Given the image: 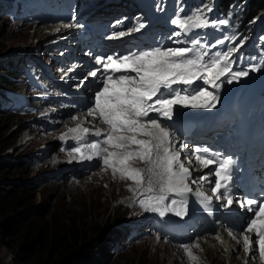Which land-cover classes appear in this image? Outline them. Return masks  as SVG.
Wrapping results in <instances>:
<instances>
[{"label":"snow or ice","instance_id":"obj_1","mask_svg":"<svg viewBox=\"0 0 264 264\" xmlns=\"http://www.w3.org/2000/svg\"><path fill=\"white\" fill-rule=\"evenodd\" d=\"M74 21L75 15L64 26L71 27ZM171 23L185 32L190 28L206 29L215 25V22L199 13L185 18L177 16ZM220 23L226 24L227 21ZM142 27L143 24L140 25ZM140 28L134 30L139 31ZM119 35L124 36L125 33L120 32ZM174 35L178 36L180 32ZM106 38L112 39L113 36L110 34ZM192 51L190 47L164 49L157 46L133 50L123 55L112 53L106 57H97L95 63L100 67L93 69L90 75L95 78L100 73L101 87L94 94L87 114L106 125L107 131L90 133L89 128L79 125L69 129L75 141H82L89 135L101 138L97 142L75 146L72 151L80 154L83 160L96 158L104 168H110L113 175L119 173L121 179L132 181L136 187L131 191L146 196L139 200L140 206L146 212L158 213L161 218L169 211L184 218L188 214V197L194 198V202L200 204L210 217L213 215V197L216 202L226 201L219 204L221 211L230 208L235 197L241 209L247 206L248 211L254 213L245 231L254 233L256 239L253 242L248 235H244L243 250H250L253 243H256L259 256L264 258V201L247 196L241 199L234 191L238 180L233 159H216L212 154H198L197 148L182 161L180 153L186 145L181 143L180 150H174L177 130L170 132L174 125L164 123L173 121L174 114L178 115L181 109H216L222 85L239 83L250 72L260 70L259 66L249 65L233 70L235 62L230 60L231 50L223 55L217 53L219 58L208 59L207 54L189 58ZM197 81L204 87L190 91ZM174 86H183V89ZM153 113L155 115H150ZM67 135L62 136L61 141ZM85 147L91 154H83ZM193 156L204 169L214 166L206 174L193 178L185 164V161L190 164ZM137 160L144 162L147 168L133 167V162ZM212 176L214 180L210 179ZM189 181L192 185L208 181L212 195H206L200 187L193 191ZM178 203L180 208L176 210ZM255 205L259 206L253 207ZM181 246L188 258L197 260L193 247L199 245Z\"/></svg>","mask_w":264,"mask_h":264},{"label":"rangeland","instance_id":"obj_2","mask_svg":"<svg viewBox=\"0 0 264 264\" xmlns=\"http://www.w3.org/2000/svg\"><path fill=\"white\" fill-rule=\"evenodd\" d=\"M84 1L87 3L88 0ZM252 1L232 0L229 5H224L223 10L215 11V14L228 19H242V14L238 13L239 9L248 6ZM4 2L2 0V3ZM85 3H78V0H45L41 7L29 9L26 14L20 10L12 13L11 16L1 12L0 73H3L2 67H7L13 60H22L23 52H27L29 49L32 51L31 53H35L37 47L44 48L45 44L51 41L48 35L53 28L49 22L55 16L54 8L56 6L59 5L58 16H62L68 22L75 15V21L70 29L73 32L78 31L81 19L77 20V18L81 15ZM205 3V6H202L204 10L195 12L209 13V9L211 10L212 7L208 8L210 2L207 4L205 1ZM79 6L80 10L77 12ZM229 7L232 8V11L236 10L237 17L227 10ZM167 9L168 7L163 4L160 13ZM261 14L264 16V11ZM223 26L225 27V25ZM255 28V22L249 23L248 30L251 31V34L255 32ZM37 56L42 58L43 51H39ZM20 66L21 64L16 63V71ZM11 88L16 92H24L22 86ZM72 117L74 118L73 115L66 117L63 120L64 123H61L58 128L63 130L65 128L61 127L69 123L67 126L71 128ZM33 118L35 116L21 117L9 111L0 114V198L8 197L6 200H9L15 190L25 187L27 192L23 199L28 203L26 209L29 220H32L34 224L37 223L38 228L46 229L48 235L51 236L57 234V230L54 228L73 229L75 231L74 241L72 239L68 242L70 244L65 253L59 254L49 250L50 253H44V256L38 260L36 254L40 252L33 250L27 259L18 260L12 253L9 241L11 229L8 225L10 223H5L6 225L2 226V222L5 220L8 222L16 216V212H11L10 208L17 205L12 203V206H9L7 210L0 212V264H53L67 259L74 254L75 250L95 246L103 248L104 252L101 259L99 258L102 264H193L192 260H184L181 253L169 245L135 241L130 244L127 250L119 251L116 243L124 245L127 243V239L117 234H115L117 238L114 239L113 236L115 243L107 244L108 233L113 234L117 226L124 224L129 217L140 214L137 210L143 209L139 204V200L142 198L131 191L134 183L127 179H118L109 172L100 171L91 162H87L83 168H79L75 162L71 163L67 152H61L57 136L54 135L59 134L60 129L53 130V134H50V131L26 134L28 127L34 131L38 128L35 123L37 119L30 120ZM37 136H47L48 138L42 141L37 139ZM33 137V140H29ZM26 139L28 141H25ZM72 143L74 146L69 149L72 152V160L75 161L80 158V154L75 153L72 149L82 145L83 141L74 140ZM83 154L88 155L85 148H83ZM58 172L62 174L57 180L55 174ZM209 237V235L205 236L194 243L199 245V247H193L194 255L197 256V260L200 259L197 264H230L229 255L225 249L224 259L222 254L219 256L211 250L208 252L203 245H200V241ZM216 237L219 239V232ZM100 238L102 240L99 241ZM233 239L237 240L236 237ZM234 257L238 260L235 258L234 262L232 259V264H250L253 261L241 249L234 252Z\"/></svg>","mask_w":264,"mask_h":264},{"label":"trees","instance_id":"obj_3","mask_svg":"<svg viewBox=\"0 0 264 264\" xmlns=\"http://www.w3.org/2000/svg\"><path fill=\"white\" fill-rule=\"evenodd\" d=\"M188 1V0H187ZM213 0H209L211 2ZM232 0H219L217 4V10L221 11L224 9V5H229ZM14 5L12 1H6L2 3L0 0V13L7 12L11 13V8ZM229 10V8H227ZM264 11V0H253L248 6L244 7L242 11V19H229V25H239V28H244L249 25V23L255 22L256 19L264 17L262 13ZM218 16V15H217ZM236 17V16H234ZM247 28L245 27V30ZM258 31L264 30V25L257 29ZM264 37V32L262 33ZM5 37V35H4ZM3 73H0V85L11 86L7 77L12 78L13 74L16 73V67L14 63H9L7 67H2ZM27 189L25 187H20L15 190L12 197L9 200L6 198H0V212L7 210L12 203L17 206L10 208L11 212H16V216L12 217V220H6L2 222L4 227L5 223H10V237L9 241L12 246V253L17 257L18 260H25L29 257L30 252L39 251L36 254V258L39 260L44 256V253H50L51 251H56V253H65L67 246L70 244L68 242L72 241L75 231L73 229L57 230V234L48 235L49 233L46 229L38 228L37 223L34 224L32 220H29L27 206L28 203L23 198L26 195ZM116 234V233H115ZM108 238H112L114 233H108ZM118 235V234H117ZM102 238L99 239V241ZM74 241V239H73ZM72 243V242H71ZM51 250V251H49ZM103 248L97 246L90 248H81L78 251H74V254L69 256L62 262H55L53 264H102L99 261L103 254ZM106 252V251H105Z\"/></svg>","mask_w":264,"mask_h":264},{"label":"bare ground","instance_id":"obj_4","mask_svg":"<svg viewBox=\"0 0 264 264\" xmlns=\"http://www.w3.org/2000/svg\"><path fill=\"white\" fill-rule=\"evenodd\" d=\"M205 1L206 0H188L186 2V5L185 6H186V9H188L190 11H193V12H195L196 10H199L200 11V10L203 9L202 6L203 5L205 6V4H206ZM79 2L85 3L84 0H79ZM120 2L121 3L123 2L125 4V5H122L121 6L122 9H125L126 7H128V8L131 7L132 8L134 6H137L133 2L127 3V2H125L123 0L120 1ZM149 3L151 5H153L158 12H161L162 11L163 4L164 3L160 2L159 0H149ZM207 4H208V2H207ZM79 8H80V6H79ZM228 11H230L233 16H236L237 15L236 14V10H233L232 11V8H229ZM169 12L170 11H169V8H168L162 14L168 15ZM104 17L106 19H110V17H112V13L109 11L108 13H105L104 14ZM98 19H100V16H97L96 17V20L93 23H91L93 25V26H91V33H89L90 34V37H91L90 42L92 43L91 48H85V47H83V41L81 40V38L77 34L72 33V32H69L66 35V42L64 43V46H65V49L68 52V56L63 57V60H62L63 66L60 69H58L59 70V73H60L59 74L60 75L59 76L60 86H59V89L57 91V96L60 98L63 106L65 107L64 112H67L66 111L67 110L66 108H68V107L71 106L70 105V101L73 98L74 91H75V88H76V86L73 83H70V84L67 83L66 77L70 76L73 71L79 70V61L82 58L83 50L87 49L89 51V53H90L91 49H95V50L100 51V52H104L105 51L103 53L104 56H106V54L109 52V49H108L109 46L105 42V40L103 39V37L106 36L109 33V28L106 25H104V27H102V28H100L98 26H95V25H99ZM262 25H264L263 22H258L257 25H256V30L259 29V28H261ZM202 33L205 34V31H202ZM82 39H84L87 42V40L83 36H82ZM24 53H26V52H23V54ZM86 62H87V69L88 68L90 69L92 67L91 57L90 58H86ZM69 116H71V113H67L66 117H69ZM52 117H53V120L56 123L58 122L56 128L53 129V130L60 129L58 127L60 126L61 123H64V121L58 119V117H56V114L54 116H52ZM49 119H50V117H49ZM65 126H62L61 128L63 129ZM28 130L31 133H34L35 134V131L31 127H28ZM34 137L31 140H33ZM47 138H48L47 136L46 137H43V136L39 137V136H37V139L42 140V141L43 140H46ZM26 141H28V140L26 139ZM63 143L64 144L69 143V139L65 138V140L63 141ZM61 146L62 145L60 144V147ZM64 152H66V151H64ZM108 185H109V183H108ZM233 237H237L238 238L239 236L237 234H234V233H231V235H229V234H226L224 231L220 230L219 231V239L217 237L210 236L208 239H204V240H202V242L200 241V245H203L205 247V249H207L208 252L211 250V251H213L215 254H217L219 256L222 254V256H224V259H225V252H224V249H225L227 255H229L228 256L229 263L232 264L231 263L232 259H233L234 262L236 261L235 260L236 257H234V252L240 251V249H241L240 248L241 242L238 241V240H234ZM126 241L128 243V240H126ZM127 243L124 244V245H121V243H117V246L118 247H125L127 245ZM199 261H200V259L199 260H196V261H193V264H197ZM252 262L253 261H251L250 264H252Z\"/></svg>","mask_w":264,"mask_h":264},{"label":"clouds","instance_id":"obj_5","mask_svg":"<svg viewBox=\"0 0 264 264\" xmlns=\"http://www.w3.org/2000/svg\"><path fill=\"white\" fill-rule=\"evenodd\" d=\"M62 173L58 172L56 173L55 177L58 180V178L60 177ZM135 217H129L128 219H126V221L124 222V224H120L119 226L116 227V230L113 231L114 232V239L117 238L115 233L118 234L120 237L125 238L126 235L129 233V229H130V225H132L133 223H135L136 221L134 220ZM134 227H137V232H138V236L132 240H128V243L125 247H119V251H125L128 249V247L130 246L131 243L135 242V241H149V242H153L155 244H161V245H169L171 248H175L177 249L180 253L181 256L184 258V260L186 261H190L191 259L187 257L186 253L184 252V250L182 249V247H180V245H177L175 243H173L171 240H164V239H156V237L151 236V235H143V231L140 229V227L138 226V223H136V225ZM133 227V228H134ZM204 236H208V232L200 235L198 237H196L194 239V241L189 244L190 246L194 243H196L200 238L204 237ZM112 238H108V243L107 244H113L115 243V240ZM135 246V245H134ZM116 247H117V243H116ZM194 254V251H193Z\"/></svg>","mask_w":264,"mask_h":264}]
</instances>
